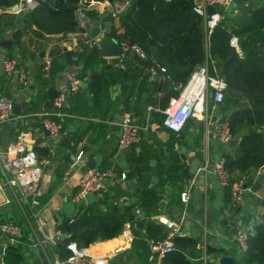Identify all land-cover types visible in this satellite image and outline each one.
Returning a JSON list of instances; mask_svg holds the SVG:
<instances>
[{"label":"crops","instance_id":"crops-1","mask_svg":"<svg viewBox=\"0 0 264 264\" xmlns=\"http://www.w3.org/2000/svg\"><path fill=\"white\" fill-rule=\"evenodd\" d=\"M18 2L11 0V5L0 11V17L9 14L8 9ZM259 10H264V0L234 3L227 10V22L234 21L236 29ZM27 16L24 17L25 28L20 31L22 38L18 43L14 39V35L18 34L15 33L18 17L13 16V26L7 24L10 20L2 19V26L7 28L6 40L14 44L12 50L3 52L0 59V97L12 100L15 112L21 115L14 114L12 120L0 125V150L12 158L21 156L17 151L20 146L34 152L43 169L41 186L45 195L34 203L14 200L11 205L0 207V223L12 222L25 231L24 238L17 245H12L8 238L0 235V264H6L5 258L11 251L21 256L20 264H43L39 250L51 264V244L39 246L43 240L39 230L41 223L46 235L57 237L59 244L60 240L68 237L61 233L62 224L94 204H99L103 213L111 211L120 215L125 210H132L136 219L143 220L144 224L164 227L167 236L178 231L186 235L185 238H193L198 243L197 251H190L188 257L194 264H219L220 259L226 256L235 258L236 264H251L237 239L240 232L264 224V167L251 173V183L247 185L250 191L245 193L240 203H236L233 196L227 199L212 172L207 175L202 172L206 161L212 169L224 156L236 154L243 134L230 145L222 144L218 134L222 122H228L229 116L238 108L227 112L220 110L210 127L205 122L192 119L181 134H174L164 126L163 112L171 99L177 97L174 96L176 88L165 77L159 74L153 76L148 70L149 79L143 77L136 81L134 68L125 63L122 67L118 58L104 59L97 69L107 76V81L115 82L107 92L102 93L101 101H95L90 91L89 76L93 71L84 81L80 80V90L71 95L68 74L70 70L81 74L83 63H78L77 57L72 63L63 56L67 52L80 54L86 50L84 32L78 29L68 35H47L36 27L26 30ZM106 17H97L93 22V26L100 27L102 33L109 29V25L103 23ZM112 27L120 38L118 42L122 48L124 44L131 45L121 17L113 21ZM257 47L264 53V41L259 42ZM42 53H45V58L40 63ZM7 59H16L19 67L29 73L31 81L28 87L20 84L18 76L6 78L3 66ZM47 59L56 60L65 67L53 78L58 96H68L61 111L63 117L61 120L57 118L62 123L58 141L47 135L44 125L46 120L53 118L50 116L54 101L50 97L51 86H45L42 77L44 73L45 78L52 79V66L48 72L44 70ZM156 83L159 88H155ZM139 86L142 90L137 94ZM212 104L211 100L210 111ZM124 112L130 113L142 128L140 143L130 148L128 153L119 147L121 124L118 120ZM67 141H71L70 150L64 147ZM80 152H85L84 165L73 167L71 156ZM136 158H140L141 165L135 163ZM197 160L201 165L197 174L192 175V165ZM87 170L112 172V177L107 180L105 189L95 194L90 202L86 199L75 203L80 180ZM123 174L127 175L126 181L121 180ZM204 186L209 190L207 202L202 195L195 203L194 191ZM187 191L191 192L192 199L190 204L185 205L181 194ZM162 203H165L164 210ZM143 204L146 208L141 206ZM127 225L118 237L99 241L87 248V252L97 258H109L111 264H165V258L157 256L152 260L151 240L146 227L140 228L136 224L132 229L130 225V230H127ZM210 248L217 254H209Z\"/></svg>","mask_w":264,"mask_h":264},{"label":"trees","instance_id":"trees-1","mask_svg":"<svg viewBox=\"0 0 264 264\" xmlns=\"http://www.w3.org/2000/svg\"><path fill=\"white\" fill-rule=\"evenodd\" d=\"M81 0H42L41 7L27 16L26 30L36 27L42 34L59 35L73 34L78 30L76 11ZM112 3L126 0H109ZM131 8L121 16V24L126 38L131 45L143 51L147 59L141 60L131 52L124 61L134 68L133 77L140 81L143 77L149 79L147 72L152 65V60L165 69L159 70L171 82L174 88L186 85L196 67L208 62L211 74L218 70L226 78L228 91L220 110L229 111L238 108L228 118L230 131L236 139L243 134L240 146L233 156L226 155V168L232 176V182L246 178L245 183H251V173L264 167V53L257 47L264 41V10L256 11L248 22L236 29L229 30L226 23L216 27L207 39L204 19L194 13L196 0H130ZM11 0H0V11L9 7ZM89 19L97 20L96 13H88ZM10 20L8 25L15 24V18L9 14L0 17V38L7 28L2 26V19ZM114 38H120L112 27ZM233 37H238L241 52L230 46ZM22 38V33L14 35L17 41ZM83 63L82 73L78 75L81 81L90 77V91L99 102L104 96L102 93L114 85V81H107V76L97 69L105 61L100 58L98 49L84 50L80 54L67 52L66 58L74 63ZM65 67L58 61H53L52 79L42 77L45 86L50 87V97L53 100L58 96L54 90V76L63 71ZM43 81V82H44ZM169 84V82H168ZM159 88L156 83L155 88ZM142 90L139 86L137 94ZM174 90V96L179 95ZM128 105V103H127ZM53 111V109H52ZM51 120L59 122L54 116ZM260 131V132H259ZM39 151V150H36ZM48 152V151H46ZM47 154H45L46 156ZM135 157L131 158L134 159ZM135 163L141 165L140 158ZM142 168V166H141ZM140 170L139 172H141ZM236 174V176H234ZM227 199L232 196L231 189H224ZM146 208V205H141ZM67 220L60 227L61 233L68 237L59 241L55 250L63 260L71 257L68 250L70 243H75L78 250L83 251L99 241L115 239L123 233L127 224L131 229L139 224L145 228L150 240H161L167 236L164 227L146 225L143 220L136 219L132 210H125L122 214L111 211L103 213L99 204H94L81 211L70 224ZM248 248L246 256L251 264H264V224L253 227L247 231ZM175 251L167 255L165 264H194L188 257L190 251H197L198 243L193 238H175ZM209 254H217L211 248ZM6 264H20L21 256L16 251H11L5 258Z\"/></svg>","mask_w":264,"mask_h":264},{"label":"built area","instance_id":"built-area-1","mask_svg":"<svg viewBox=\"0 0 264 264\" xmlns=\"http://www.w3.org/2000/svg\"><path fill=\"white\" fill-rule=\"evenodd\" d=\"M42 0H19V2L8 9L7 13L19 17L27 16L41 7ZM234 4V0H196L194 13L204 19L207 39H210L214 29L223 23L227 22L228 8ZM132 6L130 0L124 1L122 4L114 5L109 0H81L76 11V20L78 29L83 33L85 49L93 51L99 49L100 38L91 39L90 33L86 31L88 24L93 26V22L89 19L88 13H96L98 17L103 18L112 15L114 20H119L122 14L126 13ZM209 8H214L215 13L210 14ZM224 9V11H222ZM230 46L241 54V45L238 37H233L230 41ZM134 52L141 60H146V54L137 46L124 44L122 55L118 58L124 67V61L129 54ZM3 54V48L0 40V59ZM53 64L52 59H47L44 70L48 72ZM4 74L7 79L13 76H18L22 86L30 85V75L25 69L19 67V62L16 59H7L3 66ZM165 73V69L161 68L155 60H152V65L148 71L156 76L159 72ZM70 84V93L75 95L81 87V81L78 74L71 72L68 74ZM180 93L177 97H173L168 108L163 112L164 126L174 134H181L188 122L192 119L205 122L207 127L212 126L218 118L220 106L223 103L228 91L226 78L220 74H211L208 62L196 67L190 80L186 85H178L176 87ZM213 101L211 111L209 110L210 101ZM68 101V96L60 94L53 101L52 116L59 118L63 117L62 109ZM15 104L12 100L6 97H0V125L9 122L14 117ZM46 129L50 132L53 141H58L62 133V123L53 120H46L44 123ZM140 128L135 119L130 113L124 112L121 122V137L119 147L121 151L130 149L140 143ZM220 142L224 145H230L234 141V137L230 131L229 124L226 122L220 125L218 134ZM17 151L21 154L20 157L12 158L9 154L0 150V207L9 206L14 200L18 202H37L43 198L45 191L41 183L43 177V169L37 167L38 158L34 152L27 150L25 146H20ZM85 152H80L71 156L73 167L84 165ZM204 175L212 172L218 179L221 189H231L232 196L236 203L243 201L245 193L250 191L246 185L245 179L232 182V176L226 168V160L223 158L212 169L209 167V162L206 161L202 168ZM112 177V172L101 170H87L81 180L80 189L74 198L75 203H81L86 200L89 194H99L105 189L107 180ZM122 181L127 180V175L121 176ZM199 190L204 196L205 202L208 200L209 190L207 186L199 187ZM12 195V197H11ZM14 198V199H13ZM191 192L187 191L181 194V201L188 205L191 202ZM140 214V211H137ZM70 224L75 222V217L69 219ZM127 230H130V225H127ZM40 234L43 240L39 242V246H48L51 244V264H111L109 258H97L90 255L87 250H78L75 243L68 245V250L72 253L67 260L61 259L55 248L57 246V237L48 236L44 232V226L41 223L39 226ZM0 235L8 238L12 245H17L24 238L25 231L22 226L12 222L0 223ZM60 232L58 233V236ZM186 235L178 231L172 232L167 237L161 240H151L150 249L152 252V260L155 257L164 259L167 255L175 251V238H185ZM238 244L243 252H246L248 245V234L246 231L240 232L238 235Z\"/></svg>","mask_w":264,"mask_h":264},{"label":"water","instance_id":"water-1","mask_svg":"<svg viewBox=\"0 0 264 264\" xmlns=\"http://www.w3.org/2000/svg\"><path fill=\"white\" fill-rule=\"evenodd\" d=\"M234 3L238 4V3H243V0H234ZM222 11H224V9H222ZM216 10L214 8H209V13L213 14L215 13ZM113 17L111 14H109L106 18L103 19V23L109 25V29L105 32L102 33V29L100 27H96V26H91L90 24L87 25L86 27V31L90 33V37L91 39H98L101 38L100 40V48L98 50V54L100 56V58L102 59H117L120 58L122 55V47L120 46V43L114 38V34L112 31V24H113ZM16 24H17V29L15 30V33H19L20 31L24 30L25 28V23H24V16H19L16 20ZM226 26L229 29H233L235 26L234 21H228L226 22ZM6 36L7 33L4 34V37L1 39V46L3 48V52H8L11 51L13 48V42L6 40ZM41 61L40 63H43V59L45 58V53H42L41 56ZM70 72H72V70H70ZM14 114L16 115H21V113L19 112H15L14 110ZM122 122V116H119V120L118 123L121 124ZM226 124V121L222 122V125ZM47 135L50 136V132L46 131ZM70 145H71V141H67V146H64L66 149L70 150ZM125 153L129 152V149L124 150ZM201 162L199 160H197L195 163H193L192 165V170H191V174L192 175H196L199 168H200ZM37 167H41V164L38 162ZM131 188H133L131 186ZM202 196V192L198 189H196L193 193V201L196 203L199 201V199ZM94 197V194H89L87 196V201L90 202ZM161 208L164 210L165 208V203L161 204ZM143 217V216H141ZM235 233H238V230L235 231ZM41 259L43 260V264H50L49 261L46 259L43 251L39 250ZM246 255V254H245ZM219 264H236V260L233 257H222L220 259V263Z\"/></svg>","mask_w":264,"mask_h":264},{"label":"rangeland","instance_id":"rangeland-1","mask_svg":"<svg viewBox=\"0 0 264 264\" xmlns=\"http://www.w3.org/2000/svg\"><path fill=\"white\" fill-rule=\"evenodd\" d=\"M117 3H121V4H122L123 2H115V3H113V4L116 5Z\"/></svg>","mask_w":264,"mask_h":264}]
</instances>
